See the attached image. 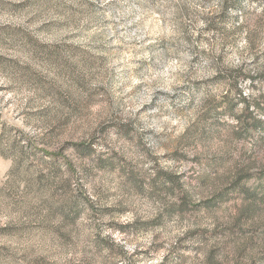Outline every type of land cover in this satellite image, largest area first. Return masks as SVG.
I'll return each mask as SVG.
<instances>
[{"label": "rangeland", "instance_id": "374dc122", "mask_svg": "<svg viewBox=\"0 0 264 264\" xmlns=\"http://www.w3.org/2000/svg\"><path fill=\"white\" fill-rule=\"evenodd\" d=\"M0 264H264V0H0Z\"/></svg>", "mask_w": 264, "mask_h": 264}]
</instances>
